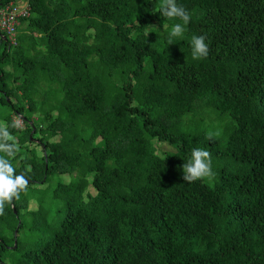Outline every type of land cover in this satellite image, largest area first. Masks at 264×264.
I'll use <instances>...</instances> for the list:
<instances>
[{"label": "trees", "instance_id": "16d2710c", "mask_svg": "<svg viewBox=\"0 0 264 264\" xmlns=\"http://www.w3.org/2000/svg\"><path fill=\"white\" fill-rule=\"evenodd\" d=\"M177 3L191 20L171 45L162 0H28L16 44L0 31V125L30 181L0 216V264H264V0ZM193 148L214 180L184 181Z\"/></svg>", "mask_w": 264, "mask_h": 264}, {"label": "clouds", "instance_id": "9594fccd", "mask_svg": "<svg viewBox=\"0 0 264 264\" xmlns=\"http://www.w3.org/2000/svg\"><path fill=\"white\" fill-rule=\"evenodd\" d=\"M160 11L169 20L180 21L174 23L168 33L167 43L171 45L175 39L184 36L191 20V14L183 5L178 4L177 0H162ZM205 39L203 35L191 37L192 58L194 60L208 57L209 45ZM8 127V125H0V153L4 154L0 155V216L5 215L6 206H14V202L21 199V194L27 193L30 182L25 173L17 175L11 163V159L15 158L19 149L15 137L10 133ZM11 127L21 128L20 120H14ZM214 135H219V133H209L207 138L211 141ZM182 169L183 179L188 183L205 179L212 181L216 178V173L212 168V155L204 148H193L190 159L182 165Z\"/></svg>", "mask_w": 264, "mask_h": 264}, {"label": "rangeland", "instance_id": "374dc122", "mask_svg": "<svg viewBox=\"0 0 264 264\" xmlns=\"http://www.w3.org/2000/svg\"><path fill=\"white\" fill-rule=\"evenodd\" d=\"M21 30L23 31V30H25V25L24 24H22L21 25ZM58 42H51V44L53 45V44H57ZM46 53V51H43V50H38V52H37V55H43V54H45ZM116 67H119L118 65H116ZM92 83L93 84H97L98 83V81L97 80H95V79H93L92 80ZM221 124H224V122L223 121H208V120H206V124H205V128H208V127H213V128H219L220 127V125ZM172 132L174 131V130H171ZM158 147L163 151V152H165V153H168L169 155H172L174 152H175V150H176V145L174 144V142L173 141H168L167 143H164V144H160V145H158ZM36 147H35V145L34 144H30L29 145V150H30V154L32 155V156H34L35 155V151H36ZM70 180V176H61V178H59V177H52L51 179H50V182H49V185H51V186H53L54 184H56V183H58V182H67V181H69ZM86 185V182L85 181H82L81 183H80V187L81 188H83L84 186ZM52 188V187H51ZM50 188V189H51ZM37 194H38V197L39 198H41L46 204H47V206H49L50 208H51V211H52V213H55L56 214V216H58V217H60V218H63L64 217V213L66 212L65 211V208L63 207V205L61 204V203H58V204H55L54 202H53V200L51 199V193L49 192V191H47L46 190V187L45 186H39V188H38V192H37ZM95 194V190L92 188V187H89L88 189H86L85 190V192H84V195L85 196H88V195H91V196H93ZM30 206L31 207H35L36 206V201L34 200H32L31 202H30ZM32 227L33 228H38V224L37 223H35V224H33L32 225ZM21 254H23V255H25L26 257H30V255H31V253H30V246L29 245H27L25 248H23L22 250H21ZM5 256H6V254H5Z\"/></svg>", "mask_w": 264, "mask_h": 264}, {"label": "built area", "instance_id": "2783aa9c", "mask_svg": "<svg viewBox=\"0 0 264 264\" xmlns=\"http://www.w3.org/2000/svg\"><path fill=\"white\" fill-rule=\"evenodd\" d=\"M28 16V0H16L0 8V31L11 44H16L17 37L22 36L21 19Z\"/></svg>", "mask_w": 264, "mask_h": 264}, {"label": "water", "instance_id": "95a60500", "mask_svg": "<svg viewBox=\"0 0 264 264\" xmlns=\"http://www.w3.org/2000/svg\"><path fill=\"white\" fill-rule=\"evenodd\" d=\"M12 208H13L14 213L16 214L15 208L14 207H12ZM14 235L16 236V231H15ZM16 245H17V241L15 240L12 248H16Z\"/></svg>", "mask_w": 264, "mask_h": 264}]
</instances>
